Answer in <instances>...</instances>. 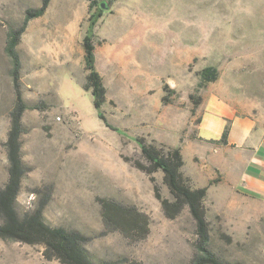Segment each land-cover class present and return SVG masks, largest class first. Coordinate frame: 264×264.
Masks as SVG:
<instances>
[{"label": "rangeland", "instance_id": "obj_1", "mask_svg": "<svg viewBox=\"0 0 264 264\" xmlns=\"http://www.w3.org/2000/svg\"><path fill=\"white\" fill-rule=\"evenodd\" d=\"M89 2L51 0L42 16L28 21L17 46L28 105L21 153L29 167L16 199L18 214L34 209L49 191L44 220L88 236L84 247L95 262L188 264L195 228L187 209L167 219L148 176L132 165L140 159L136 138L143 137L180 146L186 172L196 168L192 154L211 168L205 206L212 251L233 263L264 264V195L255 190L264 188V147L256 153L211 142L225 127L227 140L245 127L255 134L256 123L264 128V0H111L94 40L106 87L102 111L111 128L82 87ZM39 4L0 0V187L7 180L4 142L14 103L4 44L8 29ZM207 65L219 76L201 87L198 72ZM153 176L170 198L162 172ZM204 182L191 180L194 187ZM97 197L147 213V237L131 242L118 231L103 234ZM0 264L59 263L46 260L40 245L0 240Z\"/></svg>", "mask_w": 264, "mask_h": 264}, {"label": "trees", "instance_id": "obj_2", "mask_svg": "<svg viewBox=\"0 0 264 264\" xmlns=\"http://www.w3.org/2000/svg\"><path fill=\"white\" fill-rule=\"evenodd\" d=\"M51 0H40L34 8H27L22 23L16 28H9L4 44V51L10 59V70L14 103L9 113L10 125L4 142L7 166V180L0 187V240L18 241L29 245H40L42 255L46 260H55L59 264H110L108 261L95 262L84 247L89 237L76 229L53 226L44 220L43 210L47 204L49 194L44 196L31 211L20 216L16 210V199L21 181L29 167L24 163L21 153V134L24 132L22 116L28 108L22 95L21 60L17 50L21 36L29 20L42 16ZM111 2H97L90 0L88 5L87 26L81 46L83 50V69L85 72L82 87L90 90L94 106L99 118L105 126L110 127L102 107L107 102L106 87L95 65V27L103 10ZM102 3L104 6L102 7ZM94 9V11H92ZM92 11V12H91ZM198 85L203 87L214 82L219 71L215 66L207 65L198 72ZM167 85L163 86V90ZM199 99V98H198ZM163 102L168 100L164 94ZM42 103V101L38 102ZM198 100L195 101V104ZM35 104L33 108H37ZM194 108L192 111L194 112ZM198 123L200 118L197 119ZM116 129V128H114ZM228 129L225 127L219 140L227 144ZM140 149V159H133L132 165L144 172L152 183L153 193L159 201L161 210L167 219L177 218L187 209L194 223L195 240L193 254L188 264H240L222 259L209 247L210 223L207 219L205 199L208 185L194 187L191 179L183 171V156L180 146L157 145L148 142L143 137L136 138ZM125 161L130 158L123 156ZM162 172V183L166 186L170 198L163 197L153 173ZM100 204V214L103 224V234L118 231L131 242H137L147 237L150 231L151 219L147 213L134 204H124L113 198L97 197ZM225 236V235H224ZM227 237V236H225ZM136 264L135 262H133Z\"/></svg>", "mask_w": 264, "mask_h": 264}, {"label": "crops", "instance_id": "obj_3", "mask_svg": "<svg viewBox=\"0 0 264 264\" xmlns=\"http://www.w3.org/2000/svg\"><path fill=\"white\" fill-rule=\"evenodd\" d=\"M256 127H260V130H258V132H255V134H253L251 132V127H245V129H243L242 133L241 134L239 133L238 138H236V137L230 138L229 137V139L227 140L228 142L225 145L226 146H235L237 148H244V149H248L250 151H255L257 153L258 151H260L264 147V128H262L260 125H257V123H256ZM211 142H215V141H211ZM219 157L220 156H218V155L216 156L217 160L219 159ZM191 159L196 164V168H193L192 171L189 170L186 172V171H184V169H183V171L186 173L187 176H189L191 178V180L195 184H196V182L201 181V180L206 181V182H204V184H199L197 186L207 185V181L214 177V174H213L211 168L206 167V164L200 165V162H199L200 158L196 154H192ZM183 167H184V164H183ZM220 170H219V172L221 173V176H222L223 172H222V170L221 171ZM222 181H223V176H222ZM210 188L211 187H208L207 194L209 193ZM255 190H258V192H259V194H261V196L264 195V188L255 189Z\"/></svg>", "mask_w": 264, "mask_h": 264}, {"label": "water", "instance_id": "obj_4", "mask_svg": "<svg viewBox=\"0 0 264 264\" xmlns=\"http://www.w3.org/2000/svg\"><path fill=\"white\" fill-rule=\"evenodd\" d=\"M102 7L104 6V4L102 3V5H101Z\"/></svg>", "mask_w": 264, "mask_h": 264}]
</instances>
